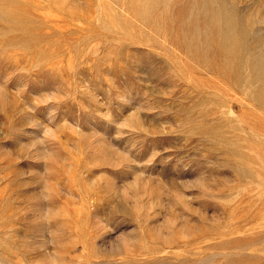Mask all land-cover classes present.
I'll list each match as a JSON object with an SVG mask.
<instances>
[{
  "label": "rangeland",
  "instance_id": "1",
  "mask_svg": "<svg viewBox=\"0 0 264 264\" xmlns=\"http://www.w3.org/2000/svg\"><path fill=\"white\" fill-rule=\"evenodd\" d=\"M0 264H264V0H0Z\"/></svg>",
  "mask_w": 264,
  "mask_h": 264
}]
</instances>
